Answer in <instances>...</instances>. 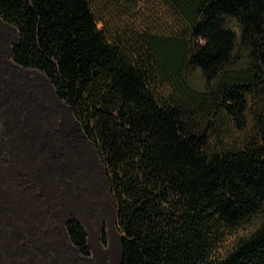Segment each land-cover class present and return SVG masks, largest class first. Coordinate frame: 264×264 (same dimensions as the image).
Listing matches in <instances>:
<instances>
[{"label":"trees","instance_id":"16d2710c","mask_svg":"<svg viewBox=\"0 0 264 264\" xmlns=\"http://www.w3.org/2000/svg\"><path fill=\"white\" fill-rule=\"evenodd\" d=\"M157 1L120 30L121 0H0V18L97 151L118 264H264V0Z\"/></svg>","mask_w":264,"mask_h":264},{"label":"rangeland","instance_id":"374dc122","mask_svg":"<svg viewBox=\"0 0 264 264\" xmlns=\"http://www.w3.org/2000/svg\"><path fill=\"white\" fill-rule=\"evenodd\" d=\"M121 3L113 29L147 17L159 5ZM16 41L12 30L0 36V264H118L121 233L102 163L44 77L11 66L8 46ZM188 79L202 88L198 70ZM70 216L85 230L89 257L68 242ZM234 236L226 238L221 252Z\"/></svg>","mask_w":264,"mask_h":264},{"label":"water","instance_id":"95a60500","mask_svg":"<svg viewBox=\"0 0 264 264\" xmlns=\"http://www.w3.org/2000/svg\"><path fill=\"white\" fill-rule=\"evenodd\" d=\"M0 27H1V30H0V36H2V34H4V33L6 32V30H12V31H14L15 33L17 32L16 27H14L13 25H11V24H9V23L3 21L1 18H0ZM15 43H16V42H15ZM8 48H9V51H10V55L13 57V53H12V45H9ZM10 63H11V62H10ZM13 65L16 66V67H18L19 70H20L21 72H23V71H25V72H34V73L40 74L42 77H44V79L50 84V88L52 89V93H53V97H54L55 101L58 102L60 105L64 106V107L69 111V113H70V117H71V118L74 120V122L79 126V128H80V130H81V133H82V137L85 139V141H87V142H88V143L94 148L92 142L87 138V136H86V135L84 134V132L82 131V129H81V127H80V124H79V123L77 122V120L74 118L70 106H68L63 100H61V99L56 95V92H55V90H54V87H53V85L50 83V81H49V79L46 77V75L43 74L42 72H40L39 70L35 69V68H30V69H29V68H26V67H22V66H20V65H17L16 63H15V64L13 63ZM94 151L97 153V151H96L95 148H94ZM97 156H98V154H97ZM98 158H99V156H98ZM99 159H100V158H99ZM101 165H102V167L104 168L103 164H101ZM104 170H105V169H104ZM106 184L108 185L107 180H106ZM113 208H114V207H113ZM114 210H115V208H114ZM66 237H67V235H66ZM67 239H68V238H67ZM68 242H69L70 245H72L71 242L69 241V239H68ZM75 249H76V248H75ZM76 250H77V249H76Z\"/></svg>","mask_w":264,"mask_h":264},{"label":"bare ground","instance_id":"6f19581e","mask_svg":"<svg viewBox=\"0 0 264 264\" xmlns=\"http://www.w3.org/2000/svg\"><path fill=\"white\" fill-rule=\"evenodd\" d=\"M10 64H11V66H13V63L12 62ZM23 72H25V71H23Z\"/></svg>","mask_w":264,"mask_h":264}]
</instances>
